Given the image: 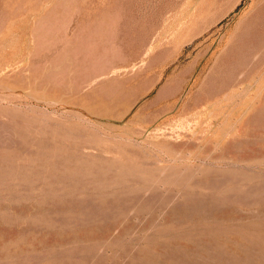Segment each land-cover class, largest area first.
Segmentation results:
<instances>
[{
  "label": "rangeland",
  "instance_id": "obj_1",
  "mask_svg": "<svg viewBox=\"0 0 264 264\" xmlns=\"http://www.w3.org/2000/svg\"><path fill=\"white\" fill-rule=\"evenodd\" d=\"M0 264H264V0H0Z\"/></svg>",
  "mask_w": 264,
  "mask_h": 264
}]
</instances>
